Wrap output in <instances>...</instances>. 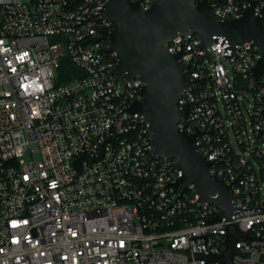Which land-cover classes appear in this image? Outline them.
<instances>
[{
  "label": "built area",
  "instance_id": "2783aa9c",
  "mask_svg": "<svg viewBox=\"0 0 264 264\" xmlns=\"http://www.w3.org/2000/svg\"><path fill=\"white\" fill-rule=\"evenodd\" d=\"M219 19L264 0H209ZM154 0H141L144 9ZM103 0H0V264H264V76L253 41L198 32L166 41L190 82L177 125L196 137L210 173L231 186L234 212L184 190L178 157L155 155L138 74L115 72L99 39L114 21ZM57 36L61 40L53 41ZM67 54L82 72L59 82ZM229 65V66H228Z\"/></svg>",
  "mask_w": 264,
  "mask_h": 264
},
{
  "label": "water",
  "instance_id": "95a60500",
  "mask_svg": "<svg viewBox=\"0 0 264 264\" xmlns=\"http://www.w3.org/2000/svg\"><path fill=\"white\" fill-rule=\"evenodd\" d=\"M103 1L102 15L115 24L102 28L99 39L119 53L116 74L124 81L138 74L144 82L142 98L127 110L146 114L155 155L178 157L175 166L184 171L179 179L185 184L183 191L194 183L203 199L219 204L223 214L232 215L235 197L231 186L210 173L212 161L198 152L195 143L200 132L190 134L177 125L190 111V104L178 105L190 77L184 71L181 53L170 52L165 42L190 32H198L203 46L220 37L231 46L253 41L261 58L251 76L258 78L264 76V9L261 15H255L251 6L239 18L219 19L209 0H154L148 9L142 7L141 0ZM237 234V226L230 225L224 249L214 258L231 264L229 243Z\"/></svg>",
  "mask_w": 264,
  "mask_h": 264
},
{
  "label": "rangeland",
  "instance_id": "374dc122",
  "mask_svg": "<svg viewBox=\"0 0 264 264\" xmlns=\"http://www.w3.org/2000/svg\"><path fill=\"white\" fill-rule=\"evenodd\" d=\"M53 41L61 40L60 37L53 36L51 37ZM229 66V65H228ZM81 70L71 62L67 54H65L59 63V67L55 68V79L59 82H66L73 80L75 77L81 74Z\"/></svg>",
  "mask_w": 264,
  "mask_h": 264
}]
</instances>
